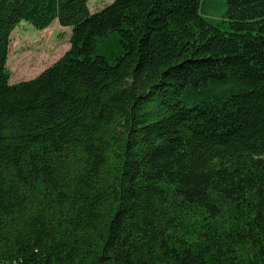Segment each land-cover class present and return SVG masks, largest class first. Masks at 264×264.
Returning a JSON list of instances; mask_svg holds the SVG:
<instances>
[{"label":"trees","instance_id":"1","mask_svg":"<svg viewBox=\"0 0 264 264\" xmlns=\"http://www.w3.org/2000/svg\"><path fill=\"white\" fill-rule=\"evenodd\" d=\"M88 1L0 0V264H264V0Z\"/></svg>","mask_w":264,"mask_h":264},{"label":"rangeland","instance_id":"2","mask_svg":"<svg viewBox=\"0 0 264 264\" xmlns=\"http://www.w3.org/2000/svg\"><path fill=\"white\" fill-rule=\"evenodd\" d=\"M113 0H89L88 7L97 11ZM224 6L216 9L223 10ZM70 29L53 22L46 29H36L21 21L10 36L7 58L10 83L32 79L56 61L69 48Z\"/></svg>","mask_w":264,"mask_h":264},{"label":"crops","instance_id":"3","mask_svg":"<svg viewBox=\"0 0 264 264\" xmlns=\"http://www.w3.org/2000/svg\"><path fill=\"white\" fill-rule=\"evenodd\" d=\"M57 20H55L54 22H56ZM59 25V24H58ZM60 26V25H59ZM65 28V27H64Z\"/></svg>","mask_w":264,"mask_h":264}]
</instances>
